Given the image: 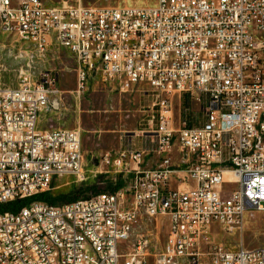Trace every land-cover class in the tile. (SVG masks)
Instances as JSON below:
<instances>
[{
    "label": "built area",
    "instance_id": "obj_1",
    "mask_svg": "<svg viewBox=\"0 0 264 264\" xmlns=\"http://www.w3.org/2000/svg\"><path fill=\"white\" fill-rule=\"evenodd\" d=\"M0 29L25 47L15 87L0 66V203L48 191L59 177L87 179L81 129L39 125L62 105L56 76L36 68L53 44L74 57L76 97L89 80L119 92L144 85L151 128L147 146L98 159L121 177L117 189L0 212V264H264V247L216 239L264 211V0H0ZM180 94L203 97L201 125H175ZM150 155L156 163L146 167ZM174 173L193 186L170 188ZM159 217L162 245L139 229L157 228Z\"/></svg>",
    "mask_w": 264,
    "mask_h": 264
},
{
    "label": "rangeland",
    "instance_id": "obj_2",
    "mask_svg": "<svg viewBox=\"0 0 264 264\" xmlns=\"http://www.w3.org/2000/svg\"><path fill=\"white\" fill-rule=\"evenodd\" d=\"M45 5L67 3L89 6H145L154 5L156 0H42ZM25 47L17 38L0 29V66L2 80L6 87H15L18 70L25 64V57L21 53ZM45 68L57 78L58 88L61 90V109L54 112H45L40 117L41 128H75L81 129L82 149L87 168V179L76 181L72 177H59L53 180L48 192L52 196L67 195L78 199L87 198L104 191H113L120 187L121 177L111 172L90 171V155H97L105 151L119 148L136 147L140 140L139 135L129 140L127 131L131 118H140V105H146L144 97L141 102L134 95L138 92H119L112 86L99 80H89L87 89L77 99L75 60L72 54L63 47L53 44L44 58L36 63V68ZM141 103V104H140ZM178 101H174V118H178L176 111ZM180 109L179 114H181ZM136 134V132H135ZM226 188H232L226 185ZM68 203V202H67ZM64 204L57 200L54 205ZM140 231L152 233L158 237V245H162L167 230L165 217L141 226ZM217 241H221L228 248L244 247L247 249L264 247V211L247 214L243 225L231 234L219 233Z\"/></svg>",
    "mask_w": 264,
    "mask_h": 264
},
{
    "label": "crops",
    "instance_id": "obj_3",
    "mask_svg": "<svg viewBox=\"0 0 264 264\" xmlns=\"http://www.w3.org/2000/svg\"><path fill=\"white\" fill-rule=\"evenodd\" d=\"M112 86V85H110ZM112 88L116 89L114 86H112ZM138 92L139 95H134L136 98H138L139 102H141V96L144 97L146 102H149V99L145 96V86L144 85H139V86H135L133 87L130 91H128L129 93L131 92ZM80 97V96H79ZM77 97V99L79 98ZM184 98L188 99V107L186 109V113L185 116L186 118H183L182 114H179L180 109H182V101ZM175 101H178V105L176 108L177 114H178V118H174V123L175 125H177L179 123V121L181 119H186L189 125L192 126H198L201 125L204 122V116H203V112H202V104H203V97H201L199 100L195 97H190L186 94H180L175 98ZM143 102V101H142ZM141 104V103H140ZM147 105V104H146ZM145 104L140 105V118H131V121L129 123V128L127 129V131H133L131 132V134L129 133V140H131L132 136L134 135H139L140 136V140L138 141V145L136 147H130V148H143L145 146H147V141L145 138V135H143V132H145L146 130H150L151 128L147 125V120H149V118L145 117V111L143 110ZM80 128V127H79ZM136 132V134H135ZM81 146H82V140H81ZM123 149H128V148H119L118 150H111V151H105L102 152L100 154L97 155H90V164H91V169L90 171H95V170H102L104 172H110V170L106 167H101V165H98V159L100 158V156H102L105 153H115L119 150H123ZM83 152V149H82ZM178 155V149L175 150L174 152V157H176ZM84 156V153H83ZM156 163V157L154 155H150L148 157H146L144 165L146 167H152L154 166ZM84 164H85V158H84ZM86 168V166H85ZM87 169V168H86ZM178 174L174 173L170 180H169V186L172 189H183L185 187H192L193 183L192 182H188L186 185L182 184L179 182L178 179Z\"/></svg>",
    "mask_w": 264,
    "mask_h": 264
},
{
    "label": "trees",
    "instance_id": "obj_4",
    "mask_svg": "<svg viewBox=\"0 0 264 264\" xmlns=\"http://www.w3.org/2000/svg\"><path fill=\"white\" fill-rule=\"evenodd\" d=\"M188 107V99L184 98L182 101V112L181 114L183 117H185L186 109ZM118 187L114 188L117 189ZM75 197H70L67 195L63 196H52L50 192L45 191L41 193H37L33 196L26 197V198H20V199H14L12 201H9L7 203H0V212H17L19 209H21L23 206L31 203L32 201L38 200L46 202L49 205H54L57 200H61L64 203L71 202L76 200Z\"/></svg>",
    "mask_w": 264,
    "mask_h": 264
}]
</instances>
